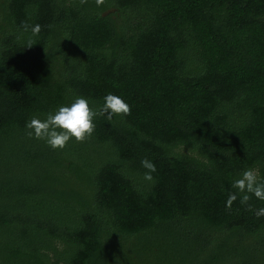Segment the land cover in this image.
Listing matches in <instances>:
<instances>
[{"label":"trees","instance_id":"obj_1","mask_svg":"<svg viewBox=\"0 0 264 264\" xmlns=\"http://www.w3.org/2000/svg\"><path fill=\"white\" fill-rule=\"evenodd\" d=\"M109 93L131 115L90 139L26 135ZM248 168L264 181V0H0V264H264V201L226 207Z\"/></svg>","mask_w":264,"mask_h":264},{"label":"clouds","instance_id":"obj_2","mask_svg":"<svg viewBox=\"0 0 264 264\" xmlns=\"http://www.w3.org/2000/svg\"><path fill=\"white\" fill-rule=\"evenodd\" d=\"M96 5L102 6L105 0H95ZM81 4H86L87 0H80ZM25 31L31 30L33 36L38 35L42 26L40 24L29 25L23 22ZM32 42L29 41V46ZM95 101L91 98L77 96L69 106H60L55 113L49 112L45 119L36 116L32 117L26 124L28 129L26 135L29 138L44 140L52 149H64L72 138L77 142H84L90 139L95 131L94 120L97 116H106L109 121L114 116L131 115V106L125 100L114 94H107L104 102L99 107L93 106ZM141 165L147 171L144 173V179L152 181V173L157 171L156 165L148 158L141 161ZM232 187L238 190V193H230L226 202V207L231 209L233 202L238 199L240 194V203L248 205V210L252 206L248 203L254 195L257 199L264 201V181L260 180L258 170L248 168L244 170L241 176L236 179ZM259 218L264 216V208L255 211Z\"/></svg>","mask_w":264,"mask_h":264}]
</instances>
